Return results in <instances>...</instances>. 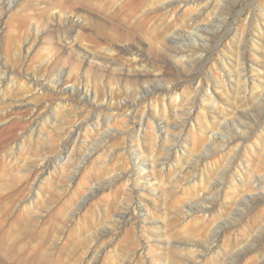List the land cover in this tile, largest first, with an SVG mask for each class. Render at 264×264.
<instances>
[{
	"label": "rangeland",
	"instance_id": "374dc122",
	"mask_svg": "<svg viewBox=\"0 0 264 264\" xmlns=\"http://www.w3.org/2000/svg\"><path fill=\"white\" fill-rule=\"evenodd\" d=\"M8 1L0 0V57L15 77L0 83V264H264V96H258L264 90V0L228 2V21L217 31L208 27L207 14L198 18L210 43L195 44L188 57L175 55L167 39L179 28L192 32L190 16L197 9L190 3L162 8L158 0H11L9 8ZM239 40L244 66L237 65ZM136 51L143 54L147 73L141 72ZM238 66L248 72L250 95L234 86ZM220 70L231 82L227 89L219 86ZM30 74L43 88L29 84ZM87 81L91 88L97 84L95 110L86 96L78 101L71 94L73 86L84 91ZM155 81L168 88L155 97L160 101L166 94L171 126L148 106L154 123L146 124L143 151H124L128 143L138 146L132 126L143 107L134 109L135 123L124 115L109 118L110 132L90 123L88 135L80 138V160L66 157L63 128L43 122L31 136L54 104L60 102L61 126L69 129L77 123V110L105 116V103L114 105L117 115L130 110L125 105L138 101ZM175 94L178 100L171 101ZM195 101V129L175 127L174 118L188 120ZM160 119L165 120L158 124ZM222 121L239 132L217 151L225 142L217 132ZM240 121L247 127L234 126ZM154 127L161 133L158 144L166 142V132L177 140L185 134L181 159L174 152L163 171L147 164L129 180L126 172L146 164L137 156H151ZM100 135L107 136L105 151H87ZM155 153V158L168 154L159 146ZM46 162L56 164L50 174ZM195 206L199 209L187 212ZM128 211L137 218L120 225ZM98 245L106 247L91 259Z\"/></svg>",
	"mask_w": 264,
	"mask_h": 264
},
{
	"label": "bare ground",
	"instance_id": "6f19581e",
	"mask_svg": "<svg viewBox=\"0 0 264 264\" xmlns=\"http://www.w3.org/2000/svg\"><path fill=\"white\" fill-rule=\"evenodd\" d=\"M158 1L160 2L158 4V6L162 7V8H172L176 3L179 2V3H183L184 5L190 3L194 6V8L197 9V12L190 16V19L192 22L191 24H192V28H193L192 32H187L184 29L179 28V29L174 30L172 32V35L170 34L169 38L167 39V43L169 45L168 47H170V49H172V51L175 53V55L188 57L190 55H193L192 51H196L195 50V44L199 45V46H201V45L205 46V45H209V43H210V40H208L207 35L202 31L203 26L197 25V23H196L197 19L202 17L203 15L207 14V17L209 19H211V21H212V22L208 23V27L213 28V29H215V31H217L223 25H225L226 22L228 21L227 14L229 13V10L227 7V3L228 2H236L237 0H158ZM201 1H205L206 2L205 5L201 6L200 5ZM13 3L14 2L11 0L8 1V7L11 8L13 6ZM173 13H174V11H173ZM2 22H3L2 18L0 17V34L2 32V29H3L2 28V25H3ZM240 49H241V40L238 41V62H237L238 64L237 65L243 64V66H244V65H246L245 64L246 60H245L243 55L239 57ZM133 53H135V59L136 60L142 61V62H139L140 67H142L141 72L143 74L147 73L146 64L144 63V58L142 56L143 54L142 55L139 54L138 51L133 52ZM136 53H138V54H136ZM191 60L192 59H188L189 62H191ZM0 68H1L0 69V83L4 82L7 84H10L11 82H14V77H15L14 69L12 67H9V65L6 64V62H4L3 58H1V57H0ZM62 70H63V68H60L59 72L57 74V78L55 77L58 80V82L62 80V76H63ZM220 73H221L220 74L221 79H220V82H218L219 86L227 89L231 85V82L225 78V75L227 72H225V70H220ZM143 74H140V75H143ZM247 75H248V72L246 71V68H241L238 66V68L236 70V77L238 79V82H236V84H234V86L237 90H241V91L244 90V95L247 93H248V95H250V93L253 92V89L248 87ZM26 78L28 79L29 84L39 85L40 87L45 85L44 82L37 80L35 74H32L31 76H27ZM155 82H156L155 86H151L149 84L143 88V90L141 92L142 95L140 96L138 101L132 102L131 104H126V105L124 104L125 107L130 108V110L127 108L128 111H126L124 109L125 107L123 106L122 109H124L125 112L119 113L120 112V110H119V112H117V113H119L120 115L116 114V111H118V109L116 110V108L113 107L114 105L109 104V103H105V105L102 106L104 108V110L107 111L105 113V116L100 111H95V112L93 111V110H95L94 108H98L100 106V104H96V98H97V84L96 83H94L92 88H91L90 81H87L85 84V90L84 91H83V89L81 90V86H78V87L73 86V88L71 90V94L77 95L78 98H76V100H78V101L81 98L83 99V95L86 96V99L89 102V105H91L93 107V110L90 108L91 110L89 109V110H87V112H84L85 110L84 111L83 110L75 111L73 115H75V117L77 118V123L75 124V126H71L72 128L67 129V128H64L61 126L62 120L58 114L59 108L61 109V107H59L60 102H59V104L58 103L54 104L51 107L50 111L46 112L44 115L42 114V116H40V118L36 121L37 126L33 127L34 129H33V133L31 134V136L35 135L36 133H39V130H40L39 128L41 127L43 122L50 123V125L58 128V129L63 128V131L66 132V142H65V145L63 147V149L65 151L64 153L67 154L66 157L68 159H74V161L80 160L78 153L80 150L83 149L82 144L80 143L81 142L80 138H81V135L83 133L85 136L88 135L87 133L90 130L88 128V126L90 123H94L95 124L94 127H96L98 129V131H103L102 128L105 127L107 129V131L110 132L109 131L110 128L108 126V123H109L108 119L109 118H116L117 116L120 117L121 115L122 116L124 115L125 117H127L128 120L135 123L134 119H135L136 115H135L134 111L137 110V107H143V111H142L141 117L139 119L138 125L133 124V126H132L133 129L136 130L135 139L138 143V146H136V149H134V148H132V145L128 143L124 147L125 152L128 149V151L133 153V154L137 153V151H139V149L140 150L142 149V151H143V147L141 144L143 142L141 141V139H142L143 135H145V129L147 127L146 124L149 125L151 128H153V123H154V121L152 120L153 119V116H152L153 111L151 112V109H149L148 106H152V108H155L156 112L161 111L162 114L166 118V125L168 126V128H170L169 126H171V123L167 120L168 107L170 108V106H169L170 103L168 101H166V97H165L166 94L163 96L162 100H160V101L158 99H156V97H155L158 94V92L165 91V89H168V88L165 87L162 83H158L157 81H155ZM2 84H0V85H2ZM208 95H209V98L211 101H213V102L216 101L217 96H216L214 91H209ZM178 96L179 95L175 94L174 97L173 96L170 97L171 101L175 100V99L178 100ZM258 96L263 97L264 96V90H259ZM167 97H169V95ZM183 103L184 104L186 103V99L183 101ZM193 109H196V101L193 103V106L190 108L189 112L187 113L188 114V120L186 119L185 121L180 122L177 118H174L175 122L173 125L175 127H182V128L190 125L191 128L194 130L195 129V126H194V117L195 116L193 115ZM237 114L239 115L240 118L244 117L243 116L244 112H237ZM164 120L165 119H160L158 121L159 122L158 124H160ZM155 121H157V120H155ZM226 121L220 122L219 128H217L218 129L217 132L221 135V137L225 141L223 143L217 144V151H219V150L222 151L223 149H226L225 148L227 146L226 142H228V141L231 142V140L234 139V137L231 136V133L235 134V133L239 132V129L233 130L232 125L230 126L229 123ZM235 123H236V125L234 124V126H237L240 129L247 127L246 123H244L243 121L235 122ZM67 127H70V126H67ZM155 130H156V128L154 127V131ZM158 131L159 130H156L157 134L155 136H153V138H152L155 141H153L150 144V147L152 149L151 150L152 151L151 156L146 157V158L145 157L138 158L139 156H137V159H143L144 161H146L144 168L143 167L137 168V169L134 168L135 170H133V171L131 170V172L125 173L126 177L129 178V180H131L130 174H138L137 176H139L141 173H144L145 168L147 167V164H150L153 168H155L156 166H159L158 168L161 171H163V169L165 167H167L168 165L170 166V164L172 163L171 162L172 157H173L172 153H174V152H176L175 153L176 157L178 159H181V158H179L180 154H179L178 147H179L181 142L186 141L187 138H185L186 137L185 134L183 132H180V134H178V137H180V138H178L179 140H177L176 136L169 137L168 132H166V135H167L166 142L158 144L159 143L158 139H160V137H161V133ZM214 135L215 134H213L212 130H210V132L208 133V136H213V139H215ZM106 137L107 136L100 135L99 138H101L102 140L100 142H97V143H96L97 139H92L87 144V148H86L87 151H94V150H98L101 148V150L104 152L106 147H107ZM250 145H252V144H250ZM157 146H159V148H161V150H163V152L167 151L168 154L164 153L160 157L155 158L156 157L155 148ZM137 148H138V150H137ZM185 149L186 148L184 147L183 148L184 152L186 151ZM135 150H136V152H135ZM252 150H253V148H252ZM204 156H206L205 153L203 155L197 156V158L194 160L193 163L195 165H198L199 160H201ZM64 158L65 157L63 156L58 160L60 162H62L64 160ZM157 161H159L160 163L156 164ZM55 165H56L55 163L52 164V163L46 162V164L44 165V170L50 174L53 172L52 168ZM229 171H230V168L225 170V172H228V173H229ZM224 173H221V176H220L221 178H219V179L223 180L225 178V176H223ZM198 174H199V176H200V174L203 175V172H201V173L199 172ZM70 177H75V174H71ZM230 177H231L230 179L233 183L237 180L235 175L234 176L231 175ZM225 182H226V180H225ZM216 183L220 185L221 181H217ZM90 193H94V190H90ZM205 207L207 208L208 206H204L202 208H205ZM198 209H199V207H198ZM198 209L196 206L195 207H189L187 212L189 213V211L191 212V211H195ZM200 210H202V209H200ZM132 213L133 212L128 211L122 217V221L120 222L121 223L120 225L126 224L127 221L132 219L133 217L137 218L136 217L137 215L133 216ZM104 231H106V230H104ZM203 244H205V243H203ZM205 245H207V249L211 247V246L208 247V244H205ZM211 245L214 246L216 244H214V242H212ZM104 247H106V246L102 245L101 247H99V245H98V247H96L94 250H92L91 259L96 257V255L100 251V249H103Z\"/></svg>",
	"mask_w": 264,
	"mask_h": 264
}]
</instances>
